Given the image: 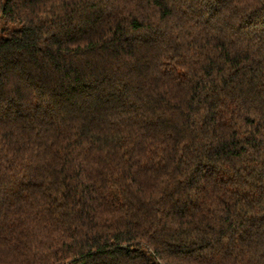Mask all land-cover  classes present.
Wrapping results in <instances>:
<instances>
[{
  "label": "trees",
  "instance_id": "1",
  "mask_svg": "<svg viewBox=\"0 0 264 264\" xmlns=\"http://www.w3.org/2000/svg\"><path fill=\"white\" fill-rule=\"evenodd\" d=\"M0 264H264V0H0Z\"/></svg>",
  "mask_w": 264,
  "mask_h": 264
}]
</instances>
